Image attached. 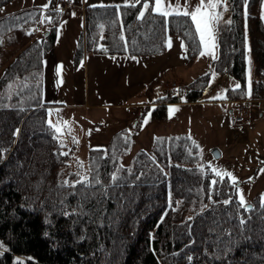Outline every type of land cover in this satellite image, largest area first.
Here are the masks:
<instances>
[{
    "label": "trees",
    "instance_id": "16d2710c",
    "mask_svg": "<svg viewBox=\"0 0 264 264\" xmlns=\"http://www.w3.org/2000/svg\"><path fill=\"white\" fill-rule=\"evenodd\" d=\"M143 1L135 7L86 4L84 36L77 40L72 67L84 52L161 53L172 35L182 39L185 64L192 65L202 44L190 17L162 16L151 3L140 17ZM262 1L228 0V19L216 27L217 56L210 67L241 86L227 87L226 99L248 98L249 77L253 94L264 95ZM63 13L28 8L0 19V41L2 32L29 28L21 43L31 39L30 26L46 23L0 72V264H264V201L241 206L228 176L195 164L199 146L190 134L156 135L148 147L136 148L142 124L137 119L126 133L128 120L103 144L89 146L83 160L74 138L50 126V105L41 97L42 61L54 47ZM160 78L137 93L142 106L129 116L133 125L147 109L152 121L165 120L169 103L198 100L210 72L166 78L168 85L153 98ZM173 81L181 82V92L173 90ZM81 177L87 180L78 183Z\"/></svg>",
    "mask_w": 264,
    "mask_h": 264
},
{
    "label": "rangeland",
    "instance_id": "374dc122",
    "mask_svg": "<svg viewBox=\"0 0 264 264\" xmlns=\"http://www.w3.org/2000/svg\"><path fill=\"white\" fill-rule=\"evenodd\" d=\"M52 0H9L0 5L1 15H8L15 11L35 7L44 12ZM56 1V0H54ZM86 3L99 1V3H109L111 1L123 2L125 0H86ZM89 1V2H88ZM177 0H171L175 5ZM181 7H183L185 0H179ZM207 0H205V3ZM228 0H220L216 12L220 19L214 27V35L216 38V27L220 21H223L229 16L226 9ZM264 2V0L262 1ZM168 0H165L167 6ZM192 4L196 0H191ZM155 6V3L153 4ZM144 11V9H141ZM67 19L58 24L56 30V43L54 45L58 66L56 69V80L59 85V94L63 104H52L49 102L48 120L53 125L61 128L59 135L68 138L70 135L75 138L77 155L79 158L85 160L87 157V149L91 145H101L110 136V134L124 122L132 120L129 116L132 114L134 105L121 106L117 104V109L100 108V106L86 107L83 98L75 95L73 102L71 101V92L73 91V82L75 79V90L80 91L82 88L79 85L80 72L73 73V45L80 36L82 29V15L77 11L76 7L66 9ZM250 18L252 15H249ZM42 20V18H41ZM42 29L34 32L35 37H39L46 29V23H42ZM199 34V33H198ZM123 35V31H122ZM21 43V42H19ZM4 56L16 53L12 47L4 48ZM215 57L217 56V45L215 39V47L212 50ZM0 52L1 51L0 49ZM8 52V53H7ZM201 52H205L201 55ZM7 53V54H6ZM197 55L193 65L177 66L175 69L171 68L164 71L160 80L155 84V89L160 92H155L154 95L161 93L162 88L166 87L168 80L166 78L174 77V80L180 81V77L185 80L194 77L195 75L209 71L210 79L203 90L200 98L196 102H181L175 103L168 109V117L165 120L152 121L150 118V110H146L140 117H135L134 124L129 121V127L126 133L132 132L138 123L142 124L139 129H136L135 147L143 145L147 147L150 145L154 136L160 134H169L174 132L188 133L193 137L198 144V158L195 161L197 165L207 164L216 172H221L223 175L231 174L230 180L235 178L236 195L240 199L243 195L244 204L252 203L253 200L264 201V116L258 117V121L250 128L240 131H234L229 124L225 103L223 97L225 90L229 86H235L237 81L235 78L226 73H218L211 69L210 61L212 55L208 54L207 50L202 44V49ZM252 61V60H251ZM1 62V61H0ZM250 64V62H249ZM4 68L1 63L0 72ZM76 68V67H74ZM181 68L184 73L181 75ZM54 76V72H52ZM114 77V76H113ZM55 79L52 80L51 87L55 88ZM50 96H45L44 99H53L52 88L48 90ZM220 97V98H218ZM249 99V98H248ZM247 99V100H248ZM50 101V100H49ZM70 101V103L68 102ZM252 100L247 101V107L250 106ZM250 102V103H249ZM121 106V107H120ZM131 106V107H130ZM90 107V108H89ZM129 108L131 110L129 111ZM138 108V107H137ZM139 109V108H138ZM130 118V119H129ZM137 120V121H136ZM126 122V123H127ZM125 123V124H126ZM218 149L213 152V149Z\"/></svg>",
    "mask_w": 264,
    "mask_h": 264
},
{
    "label": "crops",
    "instance_id": "0c3cea01",
    "mask_svg": "<svg viewBox=\"0 0 264 264\" xmlns=\"http://www.w3.org/2000/svg\"><path fill=\"white\" fill-rule=\"evenodd\" d=\"M60 2L64 3L63 4L64 8H62L64 13L59 23H62L65 19L69 18L67 17L68 14L66 12V9L72 6L76 7L77 11L82 15V26H81L82 29L80 32V37H81L84 36V30H85V21H84L83 12L86 4H91V5L112 4L117 6L122 3H135L136 0H125L123 2L111 1L109 3H99V1L86 3L87 2L86 0H56V1L52 0L48 8L56 7ZM145 3H147L148 5L149 3H151L152 8H154L153 6L154 0H144L142 3V7ZM29 8H33V7H29ZM3 16L4 15H1L0 18H2ZM227 19L228 17L224 20L226 21ZM30 28L32 32V37L31 39L26 40L25 43H19V42L23 40V35H25L23 33V30L25 29V31L29 32V28H27L26 25H21L18 30L11 28L8 31L2 32L3 38L1 39L2 41L1 51H3V54L2 52H0V61H1L0 65L1 63L6 64L8 60L11 61L16 56V54H18L24 47H26L29 43H31V41L34 38H36L34 35V32H36L35 28L33 27V25L30 26ZM14 33H16L15 37H14ZM56 39L54 45L56 43ZM214 39L217 40V37L215 38V35H214ZM76 43L73 45L72 54L74 52ZM216 45L218 49L217 41H216ZM7 47H12L16 50V53H13L11 55V59H8L6 58V56H4L5 54L3 49ZM185 61H186V52H185L184 44L182 42V39L176 35L168 36L166 40L165 50L161 53H156V54L117 55V54H97V53L84 52L82 58L77 63L76 68L72 67L73 69H75L73 73V78L76 72L81 71L79 75V85L82 89L76 92L75 90L76 77H75L72 80L73 91L71 92V101L73 102V98L75 97V95H79L84 100L83 104L85 106L89 104L90 107L100 106V108L102 109L107 107L109 109H115V107H117V104L121 106L123 105L125 106V108L126 105H131V106L134 105L136 107H141L142 103L138 102L135 99V97L137 96V93L139 94V92H141L140 90H142L146 82H148L149 80H151L152 78L158 75L159 76L163 75L164 73H166L164 71H168L171 68L175 69L177 66L184 65ZM249 62H250V67H252L255 64V60L252 59L251 50H249ZM42 63L43 64H42V74H41V78H42L41 97L43 102L46 104L49 102H56V101L62 102V99L59 94V85L57 84V80H56V69L59 62L57 60V53L55 47L51 48L44 54ZM180 71L181 74L184 73V70H182V68ZM52 72H54V76L52 75ZM53 79H55V83H56L55 88L51 87ZM249 80L251 81V85H250V89L248 87L249 89L248 91H250L251 94H249L248 92V98H249L248 100H252L251 103L249 102L250 113L249 116L243 122L236 125V129H234V131H240L243 129L250 128L251 126L256 124V122L258 121V117L260 118L264 116V95L263 94L254 95L253 86L255 85V82L252 80L251 77H249ZM167 83L166 86L168 85ZM248 85H249V81H248ZM51 88L54 91L53 92L54 97L53 99H49L50 100L49 101L47 98L46 99L44 98L46 95L50 96L48 90H50ZM155 92H160V91H157L154 86L152 90L153 98L160 94L159 93L158 95H154ZM223 99L227 113L226 115L229 121V116L233 112H235L237 108L238 100L226 99L225 96L223 97ZM141 100H143V98ZM68 102L70 103V101ZM177 103H181V102H177ZM186 103H190V102H186ZM174 104L175 103H169L167 107L173 106Z\"/></svg>",
    "mask_w": 264,
    "mask_h": 264
},
{
    "label": "snow or ice",
    "instance_id": "6c2138e0",
    "mask_svg": "<svg viewBox=\"0 0 264 264\" xmlns=\"http://www.w3.org/2000/svg\"><path fill=\"white\" fill-rule=\"evenodd\" d=\"M136 2H139V0H136ZM155 6L152 9L155 13H158L162 16H170V15H183L185 17H190L191 22L195 25V31L199 33L200 43L204 45V48L207 50L208 54L212 55L213 59H216L213 49L215 47V39H214V27L217 23V21L220 19L219 14L216 12V9L219 6L220 0H207L205 3V0H196L195 4L191 3V0H185V3L183 7H181L179 0H177L176 4L173 5L171 3V0H168L167 6H165V0H154ZM125 7H135V3L132 4H125ZM117 7H120L117 5ZM144 9H149V5L145 3L143 5ZM0 11H3V9H0ZM144 11H140L139 16H144ZM42 23L44 21H41ZM31 34V33H28ZM2 42V41H0ZM201 55H204L205 52H201ZM251 81L249 80V89H250ZM235 87L239 89L241 86L239 84H236ZM249 94L250 91H249ZM220 98V97H218ZM49 124L51 127L55 129L57 133L61 132V128L57 125H53L51 121H49ZM74 142H78L74 138ZM63 147V144L61 145ZM62 155H67V153H62ZM82 167V162H80ZM77 175H79L77 173ZM215 175L217 177H221V172H216ZM229 177H231V174H226ZM87 180L86 177H81L78 183L85 182ZM233 185L235 186V178H232ZM65 184H67V181H64ZM217 181L212 180L211 185L212 188H215ZM224 203H229V201H224ZM240 205L244 206V198L243 195H240Z\"/></svg>",
    "mask_w": 264,
    "mask_h": 264
},
{
    "label": "built area",
    "instance_id": "2783aa9c",
    "mask_svg": "<svg viewBox=\"0 0 264 264\" xmlns=\"http://www.w3.org/2000/svg\"><path fill=\"white\" fill-rule=\"evenodd\" d=\"M178 89H180V87H178ZM239 109H240L241 113L239 115H237V116H234L232 118V120H231L232 124H235L237 122L242 121L243 120V116L246 114V110L244 109V104H241Z\"/></svg>",
    "mask_w": 264,
    "mask_h": 264
},
{
    "label": "water",
    "instance_id": "95a60500",
    "mask_svg": "<svg viewBox=\"0 0 264 264\" xmlns=\"http://www.w3.org/2000/svg\"><path fill=\"white\" fill-rule=\"evenodd\" d=\"M215 151H218V149H215V148L213 149L214 154H215ZM247 205H251V204H247Z\"/></svg>",
    "mask_w": 264,
    "mask_h": 264
}]
</instances>
